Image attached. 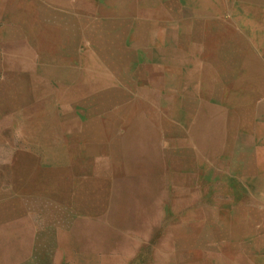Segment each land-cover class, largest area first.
I'll return each instance as SVG.
<instances>
[{"label":"rangeland","instance_id":"obj_1","mask_svg":"<svg viewBox=\"0 0 264 264\" xmlns=\"http://www.w3.org/2000/svg\"><path fill=\"white\" fill-rule=\"evenodd\" d=\"M2 1L34 36L1 72L0 264L154 263L172 221L234 187L202 141L256 160L264 216V0Z\"/></svg>","mask_w":264,"mask_h":264},{"label":"crops","instance_id":"obj_2","mask_svg":"<svg viewBox=\"0 0 264 264\" xmlns=\"http://www.w3.org/2000/svg\"><path fill=\"white\" fill-rule=\"evenodd\" d=\"M2 2L0 0V89L7 83L1 72L9 64H14L17 71L20 52L32 45L30 37L34 36L32 23L29 22V19L32 21V15L28 12L24 14L29 15L26 25L16 22L19 18L15 16V22L2 24ZM10 3L15 8L14 4H18V0H8L7 4ZM13 10L17 11V6ZM19 27L27 33L30 30L28 43ZM215 35L218 39L219 35ZM221 41L232 48V39L226 34ZM191 61L187 60L189 63ZM203 64V67L208 66ZM12 99L11 96L3 97L0 94V115L6 112L10 115L14 111L11 107ZM214 142L209 145L203 141L195 144L193 156H202V165L208 174L220 173L224 175L226 184L234 187L230 189L228 186L223 191L224 199L219 203L212 202L201 211L195 210L193 206L192 215L172 221L163 238L158 241L160 250L154 254L156 261L152 264H264V216L260 217L259 191H251L246 186L247 177L257 173L256 160L237 163V160L244 157L241 147H221L220 143ZM23 238L26 243L30 240L26 235Z\"/></svg>","mask_w":264,"mask_h":264},{"label":"bare ground","instance_id":"obj_3","mask_svg":"<svg viewBox=\"0 0 264 264\" xmlns=\"http://www.w3.org/2000/svg\"><path fill=\"white\" fill-rule=\"evenodd\" d=\"M123 10H124V9H122L121 12H123ZM258 36H259V35H258ZM263 40H264V39H263ZM194 134H195V133H194ZM198 139H199V138H198ZM116 201H117V200H116ZM148 207H149V206H148ZM147 212H148V211H147ZM147 212H146V213H147ZM153 213H154V212H153ZM148 214H149V213H148ZM148 214H147V215H148ZM10 215H11V214H10L9 212H8V213H5V214H1V215H0V220H1L2 218H7V217H9ZM147 215H146V216H147ZM149 216H150V215H149ZM152 216H153V214H152ZM152 216H151V217H152ZM151 217H149V218H151ZM152 218H153V217H152ZM144 220H145V219H144ZM146 220H147V219H146ZM148 220H149V219H148ZM156 220H157V219H156ZM144 222L147 224L146 221H144ZM149 222H150V221H149ZM149 222H148V223H149ZM152 222H153V221H152ZM99 234H100V233H99ZM17 235H19V234L17 233ZM36 237H37V236H36ZM84 241H85V239H84ZM84 241H83V242H84ZM25 243H26V242H25ZM113 244H114V243H113ZM24 245H25V244H24ZM113 247H114V246H113ZM116 250H117V247H116ZM117 251H118V250H117ZM118 252H120V251H118Z\"/></svg>","mask_w":264,"mask_h":264}]
</instances>
